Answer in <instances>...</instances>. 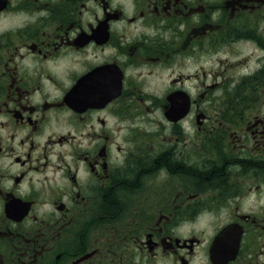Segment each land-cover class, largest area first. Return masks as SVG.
Returning a JSON list of instances; mask_svg holds the SVG:
<instances>
[{
    "label": "flooded vegetation",
    "instance_id": "1",
    "mask_svg": "<svg viewBox=\"0 0 264 264\" xmlns=\"http://www.w3.org/2000/svg\"><path fill=\"white\" fill-rule=\"evenodd\" d=\"M264 0H0V264H264Z\"/></svg>",
    "mask_w": 264,
    "mask_h": 264
},
{
    "label": "rangeland",
    "instance_id": "2",
    "mask_svg": "<svg viewBox=\"0 0 264 264\" xmlns=\"http://www.w3.org/2000/svg\"><path fill=\"white\" fill-rule=\"evenodd\" d=\"M258 109L262 111V113L264 114V104H259Z\"/></svg>",
    "mask_w": 264,
    "mask_h": 264
}]
</instances>
